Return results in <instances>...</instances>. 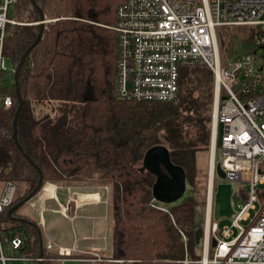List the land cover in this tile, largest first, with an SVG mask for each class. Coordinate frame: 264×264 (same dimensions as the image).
Instances as JSON below:
<instances>
[{
	"label": "trees",
	"instance_id": "16d2710c",
	"mask_svg": "<svg viewBox=\"0 0 264 264\" xmlns=\"http://www.w3.org/2000/svg\"><path fill=\"white\" fill-rule=\"evenodd\" d=\"M124 1L35 0L50 22L20 71L19 96L14 80L5 89L15 106L0 113V181L16 185L12 207L37 188L38 169L43 176L39 192L47 184L100 187L109 199L114 260L181 264L183 235L191 254L196 248L195 212L201 204L197 156L211 146L215 76L208 68L183 69L176 102L119 100L117 38L109 27ZM15 18L22 24L9 25L5 39V54L13 65L40 31L30 25L40 20L31 0H19ZM223 30V55L232 60L255 55L264 80V47L256 45L254 30ZM19 100L23 105L14 140ZM154 146L169 150L189 185L190 193L168 213L153 202L155 177L142 170L144 154ZM18 213L3 218L13 230L29 234L35 253H40L41 230ZM45 256L60 257L56 252Z\"/></svg>",
	"mask_w": 264,
	"mask_h": 264
},
{
	"label": "built area",
	"instance_id": "2783aa9c",
	"mask_svg": "<svg viewBox=\"0 0 264 264\" xmlns=\"http://www.w3.org/2000/svg\"><path fill=\"white\" fill-rule=\"evenodd\" d=\"M18 4L19 0H0V113L15 106L13 97L5 92L12 84L5 39L9 25L22 24L15 19ZM239 27L253 29L256 45L264 47V0H125L117 9L115 23L109 27L117 38L116 96L119 100L176 102L183 69L208 68L213 72L210 158L221 164L225 180L249 187L246 204L233 220L232 227L240 230L234 239L230 237L231 228L219 231L218 225L212 222L216 166L212 167L201 247L196 245L191 254L183 235L185 256L181 264H264V192L258 191V186L264 184L263 74L251 53L237 60L228 58L226 66L221 59L220 31ZM16 191L14 183L0 181V220L9 214ZM153 202L158 204L154 198ZM257 202L260 209L255 218L249 226H242L251 219L250 211L256 209ZM157 209L169 212L163 205H157ZM61 213L71 220L76 218V213L68 208H61ZM46 239L41 257L35 253L28 234L13 230L9 222L0 221V264H45L47 261L123 264L112 255H102L108 251L106 248L103 253L81 250L77 238L69 248L58 246L54 237ZM104 240L108 243L109 239ZM49 252H56L60 257L45 256Z\"/></svg>",
	"mask_w": 264,
	"mask_h": 264
},
{
	"label": "rangeland",
	"instance_id": "374dc122",
	"mask_svg": "<svg viewBox=\"0 0 264 264\" xmlns=\"http://www.w3.org/2000/svg\"><path fill=\"white\" fill-rule=\"evenodd\" d=\"M13 12V8L11 10ZM16 19V18H15ZM30 25H34L31 23ZM224 30L222 29L221 32ZM221 59L223 64L226 66L227 58L223 55V50L221 49ZM8 68L11 75V80L13 81L12 73H13V64L11 61L8 62ZM218 156L220 157L219 153ZM211 146L210 150L207 152L199 153L197 156V185L199 190V199L201 204L197 207L195 212V225L197 229H202L204 227L205 222V212H206V205H207V196L206 193L208 192V180L210 176V162H211ZM217 161V160H216ZM143 170V169H142ZM44 186L43 188H45ZM42 188V190H43ZM42 190L34 196L28 203L18 209V215H21V218H28L32 224H35L41 230L42 234V242L44 245L47 243V236L53 237L55 235L56 229H54L51 225H53V214L48 215V212H44L43 215L41 214V207L39 205H35L37 198L41 195ZM104 191V190H102ZM258 191L264 192V184L258 186ZM104 193H106L104 191ZM189 192V185H187L186 194ZM213 201H212V209H211V216L212 222L218 225L219 231H222L224 228H231L232 235L234 239L238 237L240 230L238 228L232 227L234 217L236 216L237 212L240 210L241 206L246 204V200L248 198L249 187L245 184H237V183H230L225 179H220L218 177L215 178L214 182V192H213ZM184 195V196H185ZM179 202V201H178ZM177 202V203H178ZM176 204V203H175ZM164 205L168 209H170L173 205ZM256 209L250 211L251 219L249 221H244L242 226L247 227L252 221V218H255L257 212L260 209V203H255ZM41 220L45 222L44 226L41 223ZM2 223L7 222L4 218L0 220ZM90 221H77L74 223L76 228V232L78 233V237L80 239L79 247L81 250L86 251L85 245L86 241L91 236V224ZM8 223V222H7ZM11 224V223H9ZM12 226V224H11ZM53 229H50L49 227ZM29 235V234H28ZM105 236L108 237V252L103 253L104 256H109L111 253V229L109 231H105ZM103 235V236H104ZM72 225L71 221L62 220L61 215L57 214V245L61 248H69L72 246ZM86 238V239H85ZM85 239V241L83 240ZM198 248L201 245H197ZM187 248H190L187 245ZM5 250L9 252V249L5 247ZM64 264H94L92 262H67Z\"/></svg>",
	"mask_w": 264,
	"mask_h": 264
},
{
	"label": "water",
	"instance_id": "95a60500",
	"mask_svg": "<svg viewBox=\"0 0 264 264\" xmlns=\"http://www.w3.org/2000/svg\"><path fill=\"white\" fill-rule=\"evenodd\" d=\"M32 5L36 8L39 13L40 17V31L37 34L35 41L31 44V46L24 52L20 61L15 63L14 69V86L16 88V92L19 96L20 92V81H19V74L21 69L23 68L26 60L28 59L30 53L37 47L40 42L42 36V29L45 24V16L43 14L42 8L35 2V0H31ZM224 43L221 41V46ZM23 105V101L19 100V106L15 113L14 120H13V139L16 140L17 135V119L19 115V110ZM143 170L151 173L155 177V183L153 184L152 194L153 198L164 205H172L180 201L184 195L186 194V173L185 170L175 165L170 157L169 150L164 146H154L147 150L143 157ZM40 179L37 188L27 196L23 201L19 202L17 205L12 207L9 210V215H12L15 210L20 209L26 203H28L34 196H36L42 186L43 183V176L41 170H39ZM215 175L220 179H225L226 174L221 168V164L217 163L215 168ZM37 227L36 225H34ZM203 235L202 229H197L195 232V244L199 245L201 237ZM213 247L216 246L215 241L212 242ZM43 242L42 238H40V256H43Z\"/></svg>",
	"mask_w": 264,
	"mask_h": 264
},
{
	"label": "crops",
	"instance_id": "0c3cea01",
	"mask_svg": "<svg viewBox=\"0 0 264 264\" xmlns=\"http://www.w3.org/2000/svg\"><path fill=\"white\" fill-rule=\"evenodd\" d=\"M100 187H74L64 188L55 185L47 184L42 190V194L37 198L35 205H39L44 212H48V215H54L53 225L56 229L53 236L57 244V214L61 215L62 220L71 221L72 225V242L77 238L79 243L80 239L74 223L77 221H90L91 224V236L89 241L87 239L84 246L86 251L103 253V250L108 249V243H105L104 238L105 231L111 229V219L108 207V194L102 191ZM61 208H68L72 213H76V218L65 217L61 213ZM43 212V213H44ZM43 215V214H42ZM71 215V214H70ZM72 217V215L70 216ZM43 226L45 222L41 220ZM50 229H53L52 227ZM104 235V236H103ZM86 239V238H85ZM85 239H83L85 241ZM73 244V243H72ZM108 252V251H107ZM111 255V253H110Z\"/></svg>",
	"mask_w": 264,
	"mask_h": 264
},
{
	"label": "bare ground",
	"instance_id": "6f19581e",
	"mask_svg": "<svg viewBox=\"0 0 264 264\" xmlns=\"http://www.w3.org/2000/svg\"><path fill=\"white\" fill-rule=\"evenodd\" d=\"M45 21H46V18H45ZM39 23H40V21L39 22H37V24H34V25H38L39 26ZM46 24V23H45ZM9 59V58H8ZM9 61H10V59H9ZM13 64V63H12ZM13 67H14V69H15V65H13ZM14 69H13V73H12V75H13V80H14ZM216 166V163H214L213 161H212V158H211V162H210V174H211V170H212V167H215ZM212 180H211V178H210V190H211V188H212V182H211ZM186 190H187V187H186Z\"/></svg>",
	"mask_w": 264,
	"mask_h": 264
}]
</instances>
